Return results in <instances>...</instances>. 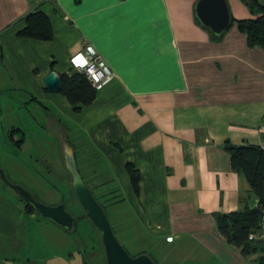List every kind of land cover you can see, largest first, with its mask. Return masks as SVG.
Here are the masks:
<instances>
[{"label":"crops","instance_id":"crops-1","mask_svg":"<svg viewBox=\"0 0 264 264\" xmlns=\"http://www.w3.org/2000/svg\"><path fill=\"white\" fill-rule=\"evenodd\" d=\"M198 1L0 0V144L17 153L33 126L46 130L56 122L57 160L46 167H59L66 177L65 142L90 187L100 176L95 169L104 168L113 189L101 190L103 199L115 194L113 203L131 207L121 237L130 243L153 236L139 254L157 264H263L262 249L228 242L217 215L257 201L224 144H264V48L251 46L235 21L254 17L245 2L228 0L234 22L217 39L198 19ZM33 11L50 18L52 40L18 35ZM83 39L113 76L91 104L75 110L61 91L47 89L45 78L87 64ZM129 162L142 174L139 193ZM57 194L74 201L64 190ZM11 244L0 238V264H89V248L39 256L32 248L24 255L25 246L12 252Z\"/></svg>","mask_w":264,"mask_h":264},{"label":"rangeland","instance_id":"rangeland-1","mask_svg":"<svg viewBox=\"0 0 264 264\" xmlns=\"http://www.w3.org/2000/svg\"><path fill=\"white\" fill-rule=\"evenodd\" d=\"M5 107L6 110L1 118L4 123L7 124L12 120L10 119V114L7 113L8 104H6ZM34 113L37 115L39 121H43V116L41 115L42 110L37 111L35 107ZM67 122L70 123L72 127H76L75 123H72L69 120H67ZM52 123V126L46 130H41L37 126H33L28 141L22 149L17 150V153L10 150L11 147L8 148L7 145H4L2 142V144H0V167L5 171L11 182L30 188L36 193L37 197L46 204L57 205L62 202V198L61 196H58L55 188L54 190L52 189L49 182L54 183L58 188L66 191V193H68L67 195H69L71 193L70 185H68L67 182L65 184V180L70 181L71 173L67 166H65L66 177L64 178V182L62 180L57 182V180H54L50 175L51 172L47 171L46 166L52 165V161L55 159V156L57 160V148L60 138L57 133V123ZM76 131L77 129L75 128L73 132ZM1 139H3V137L1 138L0 136V140ZM82 139H88L87 141L89 142L88 137L82 136ZM8 154L11 156H7ZM20 163L21 165L23 164V166H21ZM95 164L98 165L97 162ZM80 165H82V161H80ZM48 168L53 170V174L55 173L54 171H56V168H53V166ZM95 171L100 173V176L91 180L92 185H96L99 180L103 181V184L98 188L93 186L91 188L93 189L98 201L102 205H106V213L111 221L117 238L131 255L136 256L141 251L143 240L147 242L150 241L149 246H152L153 236H151L149 240L142 239V242L136 240L130 243L126 242L124 238L121 237L119 229L122 228L123 224L122 216L125 215V217L128 218L126 213L131 210V207L125 206V204L121 205L117 202L113 203V200H117V197L114 196L115 194L108 195L110 197L113 196V199L109 197L111 200H104L100 192L101 190H112V181L107 180L106 175H103L102 171L105 172L104 168H97ZM85 172L92 176L89 169ZM41 174H45L46 177ZM3 182L4 181L0 178V194L5 197L10 196V200L16 204V207L13 208L14 211H16V214L18 213L19 216L23 217L21 224H19L20 227H16L13 234H4L0 232V238L4 241V243L12 242L11 247L14 249L12 252L17 251V253H20L25 246L29 248H26V250L24 249V255H28L30 249L32 248L33 251L31 254L40 256L46 254V252L49 254H55L68 252L69 250H85L89 248L86 259L89 261V264H105V255L102 245L100 244V233L89 218L83 217L77 220V222L81 221L80 224L84 225L82 230L65 232L63 230L64 228H60L58 224H54L53 221L42 217L39 213H35L36 217H32L31 214L24 215L23 202L18 199L19 197L15 194V191L9 186H6ZM73 200L74 201L66 204L67 209L69 211L82 213L83 208L78 204L76 199ZM93 242L96 243L95 247H93ZM3 245L4 244H2V246ZM76 255H78V257L80 256L79 254Z\"/></svg>","mask_w":264,"mask_h":264},{"label":"trees","instance_id":"trees-1","mask_svg":"<svg viewBox=\"0 0 264 264\" xmlns=\"http://www.w3.org/2000/svg\"><path fill=\"white\" fill-rule=\"evenodd\" d=\"M242 1L249 6L254 17L235 20L238 28L247 33L248 41L251 46L257 44L264 48V3L260 0ZM233 22L234 19L232 17V23ZM224 33L221 35L213 33V35L217 39H220L223 37ZM18 35L49 41L54 38V28L50 18L43 11H33L27 15L26 26L18 31ZM62 81L63 86L61 93L67 97L75 110H81L82 106L89 105L95 100L98 89L92 86L84 73L78 70H73L70 74H63ZM224 146L231 154L232 168L245 175L250 183L252 191L257 196L260 205H264V150L262 149V146L249 143L234 144L230 140H227ZM126 167L131 177L132 185L135 191L139 193L142 177L141 171L130 162L127 163ZM70 181V194L73 199H76ZM0 196V207L5 209L6 212L16 220L17 227H20L19 224H21L23 217L19 216V214H16V211H14L13 208L16 207V204L12 202V200H9L2 195ZM69 202H72L71 199L64 201L65 204ZM23 209L24 215L36 212L35 208L30 203H25ZM217 216L219 229L227 238L228 242L237 246H244L247 250L260 248L253 246L248 237L251 232L256 231L259 228L261 221V208L246 206L243 210H236L230 213H219ZM78 219H76L75 225L70 231H77ZM95 228L98 230L96 226ZM262 251L264 252L263 249ZM85 264H88V262Z\"/></svg>","mask_w":264,"mask_h":264},{"label":"water","instance_id":"water-1","mask_svg":"<svg viewBox=\"0 0 264 264\" xmlns=\"http://www.w3.org/2000/svg\"><path fill=\"white\" fill-rule=\"evenodd\" d=\"M196 15L201 23L208 27L214 34H223L232 24V13L228 0H199ZM47 89L51 92L62 90V76L51 71L45 78ZM66 166L71 173L72 191L78 204L83 208V214L76 216L69 211L64 202L49 205L34 197L25 186L9 180L5 171L0 167V178L27 203L35 208L42 217L53 221L65 230H72L78 218H89L100 231L101 244L105 253V264H157L148 253L131 255L117 238L111 221L104 206L98 201L93 190L85 181L75 158L72 147L64 142ZM16 222L5 210L0 209V232L13 234Z\"/></svg>","mask_w":264,"mask_h":264},{"label":"built area","instance_id":"built-area-1","mask_svg":"<svg viewBox=\"0 0 264 264\" xmlns=\"http://www.w3.org/2000/svg\"><path fill=\"white\" fill-rule=\"evenodd\" d=\"M83 41L87 64L80 66L78 71L84 73L92 86L99 89L105 82L112 78L113 73L107 68L101 55L95 52L85 39H83ZM261 146L264 150V144ZM253 207L261 208V221L259 228L256 231L251 232L248 239L253 246L260 247L264 250V205H260L259 200L257 199Z\"/></svg>","mask_w":264,"mask_h":264},{"label":"flooded vegetation","instance_id":"flooded-vegetation-1","mask_svg":"<svg viewBox=\"0 0 264 264\" xmlns=\"http://www.w3.org/2000/svg\"><path fill=\"white\" fill-rule=\"evenodd\" d=\"M54 168H56V171H54L55 173L53 174L52 173V169L51 168H47V171H49V172H51V174H52V176L59 182V181H63L64 182V176H63V174H61V172H60V170L61 169H59V167H54ZM5 185H6V183L5 182H3ZM6 186H8V185H6ZM11 188V187H10ZM27 189H29L30 191H31V193H32V195L34 196V197H36L37 199H39L38 197H37V195H36V193L34 192V191H32L30 188H28V187H26ZM55 188V190L59 193V194H61V195H63L62 194V190L60 189V188H58V187H54ZM57 188V189H56ZM12 189V188H11ZM14 190V189H13ZM15 191V190H14ZM15 194L19 197L18 199L20 200L21 198H20V196L16 193V191H15ZM40 200V199H39ZM20 201H22V199L20 200ZM23 202V205H25V203H27L26 201H22ZM0 209H2L1 207H0ZM2 210H5V209H2ZM6 211V210H5ZM35 213H37V212H35ZM31 214H33V213H31ZM29 215V214H28ZM15 222H16V220H15ZM17 227V226H16Z\"/></svg>","mask_w":264,"mask_h":264},{"label":"snow or ice","instance_id":"snow-or-ice-1","mask_svg":"<svg viewBox=\"0 0 264 264\" xmlns=\"http://www.w3.org/2000/svg\"><path fill=\"white\" fill-rule=\"evenodd\" d=\"M83 61H82V58H78L77 59V63H82Z\"/></svg>","mask_w":264,"mask_h":264}]
</instances>
